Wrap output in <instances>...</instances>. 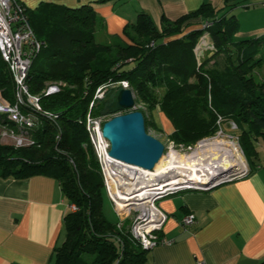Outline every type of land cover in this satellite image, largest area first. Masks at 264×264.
Returning <instances> with one entry per match:
<instances>
[{"label": "trees", "instance_id": "obj_1", "mask_svg": "<svg viewBox=\"0 0 264 264\" xmlns=\"http://www.w3.org/2000/svg\"><path fill=\"white\" fill-rule=\"evenodd\" d=\"M17 1L44 43L29 70L30 91L40 95L43 110L56 118L36 114V124L23 130L34 140L30 146L0 141V177L55 178L69 203L78 206L64 217L66 238L55 247L53 264H146L150 250L142 248L125 223L119 227V221L111 222L104 214V179L85 126L96 90L127 80L136 102L163 112L174 127L169 139L185 147L214 136L220 113L237 124L250 166L254 160L248 155L258 157L257 141L264 138V37L238 36L236 18L218 17L221 9L204 3L179 19L163 17L160 25L141 13L135 23L125 26L124 37L100 43L96 39L100 17L92 2L69 6L41 1L30 8ZM190 18L212 25L186 31L183 25ZM205 32L215 49L199 62L194 48ZM61 81L58 92H46L50 83ZM120 89H109L96 100L92 113H126L128 109L117 103ZM0 91L13 101L15 83L1 53ZM138 110L147 131L151 126L164 132L161 124ZM0 124L16 128L2 115Z\"/></svg>", "mask_w": 264, "mask_h": 264}, {"label": "crops", "instance_id": "obj_2", "mask_svg": "<svg viewBox=\"0 0 264 264\" xmlns=\"http://www.w3.org/2000/svg\"><path fill=\"white\" fill-rule=\"evenodd\" d=\"M41 1L69 6L92 2L100 17L96 39L107 43L124 37L125 26L135 23L141 13L160 25L163 17L179 19L204 3L221 9L218 17L236 18L238 36L264 37V0H22L30 8ZM221 11H225L223 15ZM203 22L190 18L183 28L189 30ZM163 118L165 126L158 123L171 134L174 127L165 115ZM260 145L264 146L263 137L257 141L259 155L247 176L208 191L174 192L158 201L168 214L161 235L174 242L151 249L146 264H259L264 259V165L260 164ZM70 211V203L55 178L0 177V264H53L54 249L66 238L64 217ZM188 214H193L196 222L186 227L182 220ZM125 225H130L129 219Z\"/></svg>", "mask_w": 264, "mask_h": 264}, {"label": "built area", "instance_id": "obj_3", "mask_svg": "<svg viewBox=\"0 0 264 264\" xmlns=\"http://www.w3.org/2000/svg\"><path fill=\"white\" fill-rule=\"evenodd\" d=\"M211 25L212 22L204 21L201 27L206 28ZM43 45V41L36 37L24 7L17 0H0V53L8 64L15 83L13 101L8 100L0 91V115L7 117L16 125V128H13L0 124V141L2 143L18 147L30 146L34 140L23 130H28L36 124V114L45 113L50 119L56 118L52 113L43 110L40 95L33 94L27 82L32 62ZM214 49L215 45L210 40V34L205 32L202 40L198 41L194 48L197 60L201 62L205 53ZM63 84L62 81L53 82L48 85L46 92L48 94L56 93ZM117 88L131 89L127 80H120L102 85L96 90L94 100L90 103L89 111L85 116L89 144L99 161L108 197L121 218L118 226L123 227L125 220L129 219V230L132 236L146 250H151L159 245H171L174 240L161 235L168 214L159 207L158 201L174 192L191 189L195 185L191 183L192 181L174 182L173 175L169 173L163 177H155L144 168L126 163L110 155V141L103 134V125L111 117L94 115L92 108L95 101L104 98L109 89ZM226 125L238 130L237 124L233 120H228L222 114L217 113V133L214 136L203 138L195 144L200 145L201 143L202 147L207 142L214 141L218 135H222L224 138L221 140L227 138V141H224L231 148L237 150L240 156V165L232 167L230 173L221 179L222 183L245 177L250 172V166L240 145L237 131L235 134L228 135L224 132ZM168 148L171 150L174 147L165 145L164 155L166 156L171 153L167 151ZM206 155L208 156V153ZM201 162L207 163V159L198 161L199 165L194 168H199L201 171V168L204 167ZM185 170H187V174L195 175L193 170L189 168H185ZM70 208L73 212L79 209L74 203L70 204ZM195 222L196 218L193 214L186 215L182 220V224L186 227L192 226Z\"/></svg>", "mask_w": 264, "mask_h": 264}, {"label": "water", "instance_id": "obj_4", "mask_svg": "<svg viewBox=\"0 0 264 264\" xmlns=\"http://www.w3.org/2000/svg\"><path fill=\"white\" fill-rule=\"evenodd\" d=\"M117 103L123 109H133L136 106V98L132 89L121 88L117 94ZM103 134L110 141L112 157L146 170H153L164 155V143L148 133L145 117L140 110H131L113 116L104 123ZM232 169V167L224 169L206 181L191 180L195 186L187 190L214 189L222 183L221 179L226 177Z\"/></svg>", "mask_w": 264, "mask_h": 264}, {"label": "bare ground", "instance_id": "obj_5", "mask_svg": "<svg viewBox=\"0 0 264 264\" xmlns=\"http://www.w3.org/2000/svg\"><path fill=\"white\" fill-rule=\"evenodd\" d=\"M211 143L212 145L208 149L177 158L178 160L184 159L183 161L185 162L170 160L168 156L163 155L153 170H145L147 172H150L153 176L159 178V176L163 177L167 175L168 173H170L171 170L178 169V174L173 175L172 177L174 182L181 183L184 181L191 180L206 181L210 179L213 175L224 169L231 168L234 166L238 167L240 165V156L235 148H231L228 143L221 139L209 142V144ZM221 143H225L226 146H220ZM217 145H219L220 147ZM206 153H208V156L205 155ZM201 159H207V163L201 162L204 165V167L201 168L202 172L199 170V168H194V166L199 165V163L197 162ZM185 168L193 170V173H195V175L187 174V170H185Z\"/></svg>", "mask_w": 264, "mask_h": 264}, {"label": "rangeland", "instance_id": "obj_6", "mask_svg": "<svg viewBox=\"0 0 264 264\" xmlns=\"http://www.w3.org/2000/svg\"><path fill=\"white\" fill-rule=\"evenodd\" d=\"M224 12L225 11H221L220 12V15H223L224 14ZM226 14V13H225ZM228 17H230V15H228ZM189 24H191V23H189ZM185 25H183V27H184ZM188 29H186V31H187ZM203 36V35H202ZM202 40V37L199 39V41H201ZM210 40L212 41V39H211V37H210ZM98 42H100V43H107L106 41H98ZM205 55H206V53H205ZM51 84V83H50ZM135 95V94H134ZM135 97H136V95H135ZM138 109H142V110H144L145 111V114H146V116L149 118V119H155L157 122H161V124H163L164 125V122L162 121V119H164L163 117H164V114H163V112H161L159 109H156V110H154V111H150L148 108H147V106L145 105V104H143V103H137L136 102V106L133 108V109H131V110H138ZM131 110H128L127 112H129V111H131ZM120 114H124V113H118V114H112V115H107L108 117H113V116H116V115H120ZM165 126V125H164ZM166 130V129H165ZM235 131H237V130H234V129H232L231 127H229L228 125H226V126H224V132L225 133H228V135H230V134H235ZM238 132V131H237ZM148 133H150L151 135H153L154 137H156V138H158V139H160L166 146H170V147H174V148H171V150H169L170 148H168L167 149V151L168 152H171L170 153V155L168 156V158L170 159V160H177V161H183V160H178L177 158H180L181 156H186V155H190V154H193L194 152H198V151H201V150H205V149H208V148H210V146L212 145V143L211 144H209V142H207L206 144L207 145H203L202 147L200 146L201 145V143H200V145H195V146H192L191 148H189V147H185L184 145V147L183 146H180V145H177L174 141L172 142V141H170V139H169V134H167V131L166 132H160V131H158L157 129H155L154 127H149L148 128ZM57 137H58V135H57ZM222 138H224L222 135H218L217 137H215V139L214 140H218V139H222ZM208 139V138H207ZM225 141H227V138L226 139H224ZM212 142V141H211ZM219 142H221V141H219ZM223 146V147H225L226 145H225V143H221L220 144V146ZM214 146V145H213ZM217 146H219V145H217ZM219 146V147H220ZM180 148H183V149H180ZM185 148V149H184ZM239 149V148H238ZM174 150H176V151H174ZM259 151H260V155H261V161H260V164H263L264 165V146H262V145H260L259 146ZM206 155V154H205ZM249 157V160L250 161H255L256 160V158H252V156H250V155H248ZM244 159V158H243ZM183 162H185V161H183ZM177 171H178V169H176V170H171L170 171V173L169 174H171V175H176V174H178L177 173ZM179 172V171H178ZM197 173V172H196ZM164 175V174H163ZM160 177V176H159ZM103 210H104V214H105V216L111 221V222H118V221H120V216H119V214L117 213V211L115 210V208H114V206H113V204H112V202H111V200L109 199V197H108V194H107V192L105 191L104 192V205H103ZM127 220V219H126ZM125 220V221H126ZM125 225V224H124ZM128 228H129V226H128Z\"/></svg>", "mask_w": 264, "mask_h": 264}]
</instances>
